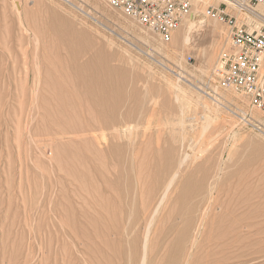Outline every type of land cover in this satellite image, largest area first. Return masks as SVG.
Here are the masks:
<instances>
[{
    "label": "rangeland",
    "instance_id": "rangeland-1",
    "mask_svg": "<svg viewBox=\"0 0 264 264\" xmlns=\"http://www.w3.org/2000/svg\"><path fill=\"white\" fill-rule=\"evenodd\" d=\"M209 3L204 75L164 53L180 25L163 41L105 0H0V264H264V137L240 111L264 116L220 85Z\"/></svg>",
    "mask_w": 264,
    "mask_h": 264
},
{
    "label": "built area",
    "instance_id": "built-area-1",
    "mask_svg": "<svg viewBox=\"0 0 264 264\" xmlns=\"http://www.w3.org/2000/svg\"><path fill=\"white\" fill-rule=\"evenodd\" d=\"M105 1L163 41L192 10L190 0ZM212 1H219L218 6H208L206 15L228 27V50L215 71L220 85L264 116V11L258 9H264V0ZM229 5L234 12H227Z\"/></svg>",
    "mask_w": 264,
    "mask_h": 264
},
{
    "label": "bare ground",
    "instance_id": "bare-ground-1",
    "mask_svg": "<svg viewBox=\"0 0 264 264\" xmlns=\"http://www.w3.org/2000/svg\"><path fill=\"white\" fill-rule=\"evenodd\" d=\"M212 1V0H205L204 3L202 2V0H193L192 3V11L190 13L189 16H187L183 22L180 24V29L178 30V33L174 37L173 41L170 42V44L167 43V45H165L164 47L166 48L165 52L163 49H158V52L159 54H162L163 52L166 54L167 57L171 58L172 59L174 58V56H177V55H182L184 52H187V51H192L193 53H195V59L198 57V58H201L202 62H203V65L201 67V69H198L200 70L199 72L203 73L204 75L205 72H207L210 67L215 63L214 62V59L216 57V54H218L217 52L220 51L222 49V46L224 45L223 44V38H222V33H220L218 30V28H216L215 26H213L212 24L210 23H207L203 18L199 19L197 22L194 23L193 21V15H196L198 13V7L200 6L199 4H203L204 7H206L208 4H210L209 2ZM83 4V3H82ZM76 7V6H75ZM229 11L232 13L234 12V10L231 8V6H229ZM259 10L261 11H264V9L262 7H258ZM204 13V11L202 12ZM211 19V18H210ZM121 25V24H120ZM127 30V28H126ZM134 31V30H132ZM193 31H197L199 35H201L200 33H204L205 34H211L213 37H214V42L213 44H211V46L209 47L208 50H199L201 49L202 47L200 46V48L198 46H195V44H193L191 41V33H193ZM131 32V31H130ZM134 34V33H132ZM137 35V34H136ZM141 36H143V34H141ZM195 36V35H194ZM193 36V37H194ZM144 37V36H143ZM141 37V38H143ZM145 37H146V34H145ZM144 37V38H145ZM149 37V36H148ZM203 37V36H202ZM201 37V38H202ZM226 37V36H225ZM143 38V39H144ZM151 38V37H150ZM146 39V38H145ZM144 39V40H145ZM148 39V38H147ZM198 40V37L196 38ZM142 40V39H141ZM149 40V39H148ZM148 40H147V43H148ZM196 41V40H195ZM193 41V42H195ZM197 42V41H196ZM145 43V41H144ZM146 43V44H147ZM149 44V43H148ZM201 44V43H200ZM157 48V47H156ZM160 48V47H159ZM199 48V49H198ZM155 49V48H154ZM226 49V48H225ZM156 51V50H155ZM162 52V53H161ZM188 53V52H187ZM190 53V52H189ZM184 55V54H183ZM182 55V57H183ZM193 55V54H192ZM164 56V55H163ZM222 56V55H221ZM220 56V57H221ZM166 57V58H167ZM182 57H179L181 59H183ZM168 59V58H167ZM170 60V59H169ZM176 60V59H175ZM171 61V60H170ZM174 62V61H173ZM214 62V63H212ZM175 63V62H174ZM197 63V62H196ZM176 64V63H175ZM182 64V62H181ZM180 65V63H179ZM201 66V65H200ZM185 67V66H184ZM215 67V65H214ZM213 67V68H214ZM217 67H218V64H217ZM216 67V68H217ZM180 70L178 72V76L182 77H185L183 75L182 72H185L184 69L180 66ZM198 68V67H197ZM211 67V69H213ZM186 70V69H185ZM196 70V69H195ZM196 70V71H198ZM190 72V71H188ZM214 72V70L212 71ZM200 73V74H201ZM189 74V73H188ZM191 74V72H190ZM193 74V73H192ZM216 74V73H215ZM208 75V74H207ZM189 76V75H187ZM188 78V77H187ZM185 79V78H184ZM189 80V78H188ZM191 81V80H190ZM214 82V81H213ZM215 83V82H214ZM218 85V84H217ZM217 89V90H216ZM213 90L214 92L216 91V95H218L219 98L222 99V101L227 105V106H233V107H236L238 110V103H236L232 98H229L227 96H223L221 94H218V88H214L213 87ZM224 91V90H223ZM207 93V92H206ZM205 93V94H206ZM219 93H220V90H219ZM224 93V92H223ZM228 95V94H227ZM237 97V96H236ZM242 100V99H241ZM243 101V100H242ZM242 110V109H241ZM254 111V110H253ZM250 113V112H249ZM240 114H241V121L245 122L246 124H250L252 126V128L259 132L260 135H262L264 137V122L257 118L256 116L252 115L253 113H251L252 116L248 117V115L242 111H240ZM244 123V124H245ZM231 132V131H229Z\"/></svg>",
    "mask_w": 264,
    "mask_h": 264
}]
</instances>
